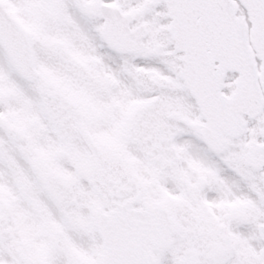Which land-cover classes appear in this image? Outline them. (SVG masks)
<instances>
[{
  "label": "snow or ice",
  "instance_id": "1",
  "mask_svg": "<svg viewBox=\"0 0 264 264\" xmlns=\"http://www.w3.org/2000/svg\"><path fill=\"white\" fill-rule=\"evenodd\" d=\"M0 264H264V0H0Z\"/></svg>",
  "mask_w": 264,
  "mask_h": 264
}]
</instances>
